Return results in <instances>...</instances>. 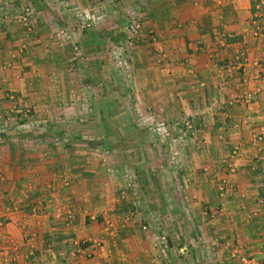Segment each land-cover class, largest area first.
Instances as JSON below:
<instances>
[{"label":"rangeland","instance_id":"374dc122","mask_svg":"<svg viewBox=\"0 0 264 264\" xmlns=\"http://www.w3.org/2000/svg\"><path fill=\"white\" fill-rule=\"evenodd\" d=\"M158 1L0 0L15 33L10 67L21 78L30 67L24 64L33 61L28 74L41 78L46 89L42 108L19 102L13 90H5L14 116L9 121L7 114L0 116V133L12 129L15 134L10 135L16 136L11 142L50 143L66 158L90 165L102 183L96 190L109 188L111 198L125 210V220H135L141 230L158 237L164 264H229L223 259L236 247L225 245L224 255L218 253L223 245L216 220L232 200L228 175L257 147L253 139L262 113L254 129L248 114L236 123L247 129H218L222 120L218 127L201 124L198 109L203 103L190 105L179 99L182 94L169 102V91L181 89L168 81L166 38L149 18L155 4L167 3ZM255 10L264 13V1ZM175 20L171 26L183 29ZM7 63L0 61L2 66ZM186 70L191 77L197 75L192 67ZM31 91L41 98V92ZM250 98L251 93L239 94L225 106L243 105ZM219 167L223 173L217 176ZM67 215L66 224L73 223L74 217ZM5 242L14 247L11 239ZM75 242L88 246L86 240H72L73 255L87 256V249L76 253ZM241 248L230 256V264L253 256ZM263 254L264 247L261 258Z\"/></svg>","mask_w":264,"mask_h":264},{"label":"crops","instance_id":"0c3cea01","mask_svg":"<svg viewBox=\"0 0 264 264\" xmlns=\"http://www.w3.org/2000/svg\"><path fill=\"white\" fill-rule=\"evenodd\" d=\"M259 1L167 0L166 4H155L150 13L154 29L166 38L168 81L181 89L169 91V102L182 94L179 99L190 105L203 103L198 109L201 124L218 127L222 120L218 129L244 130L247 125L236 123L246 114L252 116V129L259 123L264 112V13L255 10ZM172 17L183 29L171 26ZM11 20L0 4V61L8 62L0 64V116L7 114V120L14 116V110L13 101L3 96L5 90H13L19 102L37 103L40 108L46 90L41 78L28 74L33 61L24 64L30 67L21 78L10 67L11 40L15 38ZM188 67L197 75L191 77ZM31 90L41 92V98L33 96ZM246 92L252 94L248 102L225 106L231 97ZM6 133H0V264H164L158 237L141 230L135 220H125V210L111 198L109 188L96 190L102 183L96 181L90 165L74 162V156L66 158L50 143L11 142L16 135L10 133L15 131ZM256 146L249 149L247 158L237 161L236 173L228 175L234 188L232 200L223 205L216 220L217 238L226 241L220 240L223 246L218 253L224 255L225 245L236 247L223 259L229 264L230 256L243 246L262 259L264 142ZM221 173L219 167L217 176ZM63 176L70 181L69 186H63ZM67 214L74 217L73 223L66 224ZM8 239L14 247L5 244ZM74 239L87 241V256L73 255ZM179 251L184 252V248Z\"/></svg>","mask_w":264,"mask_h":264},{"label":"built area","instance_id":"2783aa9c","mask_svg":"<svg viewBox=\"0 0 264 264\" xmlns=\"http://www.w3.org/2000/svg\"><path fill=\"white\" fill-rule=\"evenodd\" d=\"M19 111L21 112V110H19ZM261 119L263 122H261L262 124L257 129L256 135H255L256 138L253 139L254 140L253 143H256V144H257V142H262V141L264 142V113H262ZM67 217H68V219H72L71 214L67 215ZM68 222H71V221H68ZM74 244L76 245L75 251L77 254L84 253L86 248H83L80 246L81 242H75ZM240 264H264V254H263L262 259L256 258L254 256H241L240 257Z\"/></svg>","mask_w":264,"mask_h":264}]
</instances>
